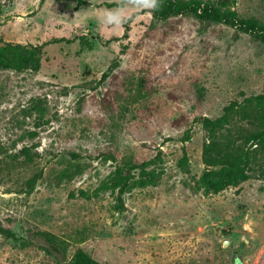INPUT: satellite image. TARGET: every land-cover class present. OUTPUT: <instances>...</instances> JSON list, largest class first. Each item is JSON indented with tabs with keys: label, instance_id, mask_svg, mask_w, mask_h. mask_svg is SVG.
Listing matches in <instances>:
<instances>
[{
	"label": "rangeland",
	"instance_id": "rangeland-1",
	"mask_svg": "<svg viewBox=\"0 0 264 264\" xmlns=\"http://www.w3.org/2000/svg\"><path fill=\"white\" fill-rule=\"evenodd\" d=\"M202 1L264 22V0ZM119 2L0 0V47L43 45L38 71L0 68V264H57L38 231L108 264H264V170L207 167L202 122L264 93V39L134 8L104 25Z\"/></svg>",
	"mask_w": 264,
	"mask_h": 264
},
{
	"label": "trees",
	"instance_id": "trees-1",
	"mask_svg": "<svg viewBox=\"0 0 264 264\" xmlns=\"http://www.w3.org/2000/svg\"><path fill=\"white\" fill-rule=\"evenodd\" d=\"M161 4L160 10L153 11L157 18L167 19L173 15L188 14L204 20L232 24L246 33L261 35L264 39V22L255 17H241L235 10L223 9L202 0H161ZM42 50L43 45L28 46L9 42L0 47V68L38 71L41 67ZM235 119L246 121L251 127L233 131ZM202 122L208 131L203 146V162L207 167L228 168L235 183L248 180L255 164H260L264 170V162L259 161L257 149L252 148L264 146V93L245 97L242 101H234L225 106L224 113L216 119L205 116ZM240 138H243V141L239 143ZM204 174L209 175L210 171ZM262 177L264 178V173ZM210 182L208 181L210 184H207L208 188L217 185ZM8 233L9 230L0 223V234ZM36 235L44 239L46 243L44 249L48 253L62 257L57 264H108L96 259L83 247L77 248L68 258L69 245L65 239L48 231H38Z\"/></svg>",
	"mask_w": 264,
	"mask_h": 264
},
{
	"label": "clouds",
	"instance_id": "clouds-1",
	"mask_svg": "<svg viewBox=\"0 0 264 264\" xmlns=\"http://www.w3.org/2000/svg\"><path fill=\"white\" fill-rule=\"evenodd\" d=\"M162 7L161 0H120L115 9L108 10L101 18L104 25L119 28L126 22L129 8L157 11Z\"/></svg>",
	"mask_w": 264,
	"mask_h": 264
},
{
	"label": "water",
	"instance_id": "water-1",
	"mask_svg": "<svg viewBox=\"0 0 264 264\" xmlns=\"http://www.w3.org/2000/svg\"><path fill=\"white\" fill-rule=\"evenodd\" d=\"M229 243V240H225V244H228Z\"/></svg>",
	"mask_w": 264,
	"mask_h": 264
}]
</instances>
